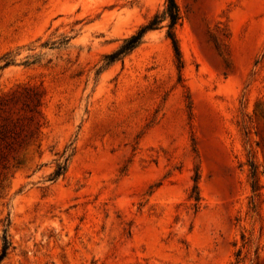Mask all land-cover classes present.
Segmentation results:
<instances>
[{"label":"rangeland","instance_id":"374dc122","mask_svg":"<svg viewBox=\"0 0 264 264\" xmlns=\"http://www.w3.org/2000/svg\"><path fill=\"white\" fill-rule=\"evenodd\" d=\"M176 3L0 0V264H264V0Z\"/></svg>","mask_w":264,"mask_h":264},{"label":"trees","instance_id":"16d2710c","mask_svg":"<svg viewBox=\"0 0 264 264\" xmlns=\"http://www.w3.org/2000/svg\"><path fill=\"white\" fill-rule=\"evenodd\" d=\"M160 17H165L169 20V24H168L169 31L167 32V36L171 40L173 50L175 52L177 59L180 60V50H179L178 42L175 37L174 31L172 29L176 21L179 19V10L177 7L176 0H165V7L162 12V15H155L145 26L141 27V29L137 33L127 38L124 41L123 45L116 52L107 56L109 61L115 60L119 55L126 54L130 52L131 50H133L140 42L141 37L144 34V32L148 29H153L156 27V25L158 24L160 20ZM6 64L7 62L5 63V65ZM66 160L67 159L61 162H58L56 164L55 170L52 173V179L56 178L57 176L61 175L64 172L66 168ZM8 246H9L8 235L6 233V230H4L3 231V247L0 253V261L5 256Z\"/></svg>","mask_w":264,"mask_h":264}]
</instances>
